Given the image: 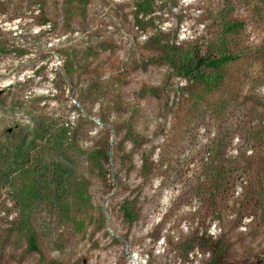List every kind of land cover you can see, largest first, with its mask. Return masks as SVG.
Here are the masks:
<instances>
[{
	"label": "rangeland",
	"instance_id": "obj_1",
	"mask_svg": "<svg viewBox=\"0 0 264 264\" xmlns=\"http://www.w3.org/2000/svg\"><path fill=\"white\" fill-rule=\"evenodd\" d=\"M212 249L264 264V0H0V264Z\"/></svg>",
	"mask_w": 264,
	"mask_h": 264
},
{
	"label": "trees",
	"instance_id": "obj_2",
	"mask_svg": "<svg viewBox=\"0 0 264 264\" xmlns=\"http://www.w3.org/2000/svg\"><path fill=\"white\" fill-rule=\"evenodd\" d=\"M208 242L212 243L211 239H209L208 237ZM213 254H214V258L212 260V264H230L225 262L224 257H222V252H218L217 250L212 249ZM262 260L256 261V262H252L251 264H260Z\"/></svg>",
	"mask_w": 264,
	"mask_h": 264
}]
</instances>
